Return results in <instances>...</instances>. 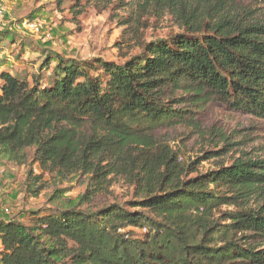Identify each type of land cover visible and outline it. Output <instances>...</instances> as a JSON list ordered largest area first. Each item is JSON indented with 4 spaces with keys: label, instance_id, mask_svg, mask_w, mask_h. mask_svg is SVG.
<instances>
[{
    "label": "trees",
    "instance_id": "obj_1",
    "mask_svg": "<svg viewBox=\"0 0 264 264\" xmlns=\"http://www.w3.org/2000/svg\"><path fill=\"white\" fill-rule=\"evenodd\" d=\"M152 1L180 32L120 63L47 51L31 82L0 69V161L48 189L29 223L0 218V264H264V158L199 173L158 134L213 105L264 122V0ZM116 176L132 199L95 206Z\"/></svg>",
    "mask_w": 264,
    "mask_h": 264
},
{
    "label": "rangeland",
    "instance_id": "obj_2",
    "mask_svg": "<svg viewBox=\"0 0 264 264\" xmlns=\"http://www.w3.org/2000/svg\"><path fill=\"white\" fill-rule=\"evenodd\" d=\"M2 7L0 69L27 77L29 82L33 75L48 74L56 63L52 59L48 68L42 69L47 51L75 58L79 63L106 60L120 63L125 59L123 56L128 58L141 53L143 42L169 39L180 32L174 18L152 0H106L100 3L3 0ZM256 11L264 18V8ZM31 20L37 21L38 32L26 27V21ZM97 72L98 69L94 73ZM201 121L200 128L180 125L158 132L173 149L179 150L180 161L196 166L197 172L205 173L219 165H228L237 157L264 158L262 120L213 105L203 112ZM0 169V218H16L29 223L32 211L46 205L44 192L48 189L38 197H32L24 191L26 169L23 166L2 160ZM110 189V194L96 199L95 206L113 199L122 203L132 199L131 187L119 176L114 177ZM83 190L84 185L73 182L64 196L74 197ZM254 200L251 203L256 204ZM134 231L140 235L144 230Z\"/></svg>",
    "mask_w": 264,
    "mask_h": 264
},
{
    "label": "built area",
    "instance_id": "obj_3",
    "mask_svg": "<svg viewBox=\"0 0 264 264\" xmlns=\"http://www.w3.org/2000/svg\"><path fill=\"white\" fill-rule=\"evenodd\" d=\"M2 1L3 0H0V14L3 13ZM26 27L30 31H33V32H38L39 31V25H38L37 21H35V20L26 21ZM0 172H1V169H0ZM5 210H7V209H5Z\"/></svg>",
    "mask_w": 264,
    "mask_h": 264
}]
</instances>
